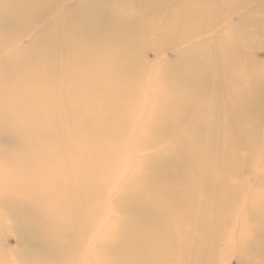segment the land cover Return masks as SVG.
I'll list each match as a JSON object with an SVG mask.
<instances>
[{"label": "bare ground", "instance_id": "6f19581e", "mask_svg": "<svg viewBox=\"0 0 264 264\" xmlns=\"http://www.w3.org/2000/svg\"><path fill=\"white\" fill-rule=\"evenodd\" d=\"M259 42L264 0H0L13 264H215L220 235L241 264H264ZM135 150L111 187L115 160Z\"/></svg>", "mask_w": 264, "mask_h": 264}, {"label": "rangeland", "instance_id": "374dc122", "mask_svg": "<svg viewBox=\"0 0 264 264\" xmlns=\"http://www.w3.org/2000/svg\"><path fill=\"white\" fill-rule=\"evenodd\" d=\"M239 17L237 14H230L228 16L227 19V23L230 25H235L238 23ZM211 35L212 34H207V38L210 40L211 39ZM20 43H22V45L25 44V40L21 41ZM14 49H17L15 45H13L12 48L9 49L10 52H12ZM256 52V56L258 58L259 61L264 62V45L261 44V42H259V45H257V48L255 50ZM163 60L162 61H171L174 58V54L172 51H167L166 53H164L162 55ZM146 59L150 62H152V64H158L159 61L155 59L154 55L151 52H148L146 55ZM161 62V61H160ZM150 96H144V99H148ZM145 102V101H143ZM148 103V102H147ZM146 103V104H147ZM148 105V104H147ZM147 107V106H146ZM146 107H142L144 109V111L146 110ZM141 108V109H142ZM140 108H136L135 111H133V115L132 117L135 118V116H137L140 112L139 110ZM143 109L141 110V112L143 111ZM138 119H134V123L129 127L126 128L125 131V142L127 143V147L130 150H134V141H132V137L134 135H136L139 131L140 126L138 125ZM260 131H264V124L260 127ZM164 146V145H162ZM126 147V148H127ZM136 151V150H135ZM137 152V151H136ZM136 152H128L129 154H126V156L120 155L118 156V158L115 160L110 172L112 173V179H113V183L111 185V187H115L116 185H120L122 182V173H125L128 171L129 169V165L130 163L133 161V159H136V157L142 155L140 153H136ZM129 163V164H128ZM131 169V167H130ZM4 172V167H1L0 165V174ZM116 182V183H115ZM247 184L249 183L250 186H254L255 185V179L254 177H248L246 179ZM255 189V190H254ZM258 187L255 186V188L252 189L253 192H257ZM251 191V192H252ZM118 214H114V217H117ZM234 223V222H233ZM232 224V223H231ZM230 227H222V230L224 232H226V234H229L230 229L232 228L231 225H229ZM237 233V232H236ZM0 242L2 244V248L3 251L6 255L7 261H9V263L13 264L16 261L17 255L19 253V251L21 250V246L20 243L18 241V238L16 236V234L9 228V223L6 219L3 218L1 211H0ZM228 243L227 241V237L220 235L219 238V243H218V250L215 253V264H241V260L238 257V255H240V253L243 252L242 248L240 249L239 245H234L230 246L226 245ZM94 247V244L92 245V249ZM241 251H240V250ZM213 260V261H214Z\"/></svg>", "mask_w": 264, "mask_h": 264}]
</instances>
